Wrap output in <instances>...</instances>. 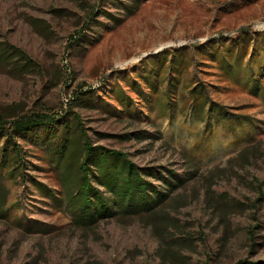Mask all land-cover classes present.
Listing matches in <instances>:
<instances>
[{
	"label": "rangeland",
	"instance_id": "rangeland-1",
	"mask_svg": "<svg viewBox=\"0 0 264 264\" xmlns=\"http://www.w3.org/2000/svg\"><path fill=\"white\" fill-rule=\"evenodd\" d=\"M25 116L183 183L80 227L45 133L18 137L0 264H264V0H0V117Z\"/></svg>",
	"mask_w": 264,
	"mask_h": 264
},
{
	"label": "trees",
	"instance_id": "trees-1",
	"mask_svg": "<svg viewBox=\"0 0 264 264\" xmlns=\"http://www.w3.org/2000/svg\"><path fill=\"white\" fill-rule=\"evenodd\" d=\"M8 48L11 50L10 54L30 63L19 51ZM88 93L89 91H85L80 96ZM77 99L79 100H74ZM76 123L79 126V122ZM57 125L58 120L54 118L48 120L44 117L25 116L13 123H7L0 117V140H3L0 148V168L10 165L12 172L17 171L14 167L19 165L22 158L15 139L43 131V145L51 147L53 164L59 171L63 201L72 213L74 223L80 227H90L103 219L150 214L159 208L172 190L183 183L173 172H169V177L165 178L155 169H139L122 153L92 147L84 137L82 129H79L78 136L67 131L56 138L57 132L54 128ZM148 177L160 178L169 190L154 186ZM95 184L104 189L105 195ZM262 184L264 185V181ZM4 209L5 194L0 189V217L4 215Z\"/></svg>",
	"mask_w": 264,
	"mask_h": 264
}]
</instances>
